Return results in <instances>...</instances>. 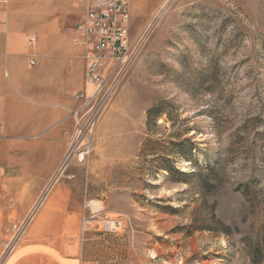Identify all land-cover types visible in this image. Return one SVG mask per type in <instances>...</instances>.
Listing matches in <instances>:
<instances>
[{
    "label": "rangeland",
    "instance_id": "rangeland-1",
    "mask_svg": "<svg viewBox=\"0 0 264 264\" xmlns=\"http://www.w3.org/2000/svg\"><path fill=\"white\" fill-rule=\"evenodd\" d=\"M83 11L0 0V79L20 92L66 82L75 98L87 86L67 30ZM128 32L134 58L100 116L75 98L50 184L27 214L0 215L3 250L39 218L84 264H264V0H130ZM104 74L108 87L118 68ZM55 186L66 209L39 215ZM106 217L122 227L99 231Z\"/></svg>",
    "mask_w": 264,
    "mask_h": 264
},
{
    "label": "crops",
    "instance_id": "crops-1",
    "mask_svg": "<svg viewBox=\"0 0 264 264\" xmlns=\"http://www.w3.org/2000/svg\"><path fill=\"white\" fill-rule=\"evenodd\" d=\"M76 56L84 66L79 49ZM0 88V198L13 201V207H0V215H25L50 184L69 146L70 113L78 101L66 82L20 92L15 80L1 77ZM68 198L69 193L53 187L38 214H58V209H66L63 200ZM7 220H0V232L9 230ZM40 225L37 218L24 238L6 251L2 238L7 235L0 234V264H84L78 255L37 233L44 230Z\"/></svg>",
    "mask_w": 264,
    "mask_h": 264
},
{
    "label": "built area",
    "instance_id": "built-area-1",
    "mask_svg": "<svg viewBox=\"0 0 264 264\" xmlns=\"http://www.w3.org/2000/svg\"><path fill=\"white\" fill-rule=\"evenodd\" d=\"M129 19L130 0H84L83 14L67 30L72 46L82 53L84 82L87 86L77 92L75 98L83 101V106L93 104L90 112L92 120L100 116L111 100L119 79L134 58V51L129 43ZM28 40L33 44L35 37L29 36ZM29 63L34 65L35 60L31 58ZM111 67H117L118 74L105 87L104 73ZM75 115L76 113L74 117ZM80 159H83V154H80ZM86 207L90 209L91 216H95L97 210H93L90 204ZM87 221L83 219V229ZM103 222L105 227L99 229L103 233H115L122 227L119 217H106ZM90 264L99 263L96 261Z\"/></svg>",
    "mask_w": 264,
    "mask_h": 264
},
{
    "label": "trees",
    "instance_id": "trees-1",
    "mask_svg": "<svg viewBox=\"0 0 264 264\" xmlns=\"http://www.w3.org/2000/svg\"><path fill=\"white\" fill-rule=\"evenodd\" d=\"M179 173H180L181 175H185L183 172H180V171H179Z\"/></svg>",
    "mask_w": 264,
    "mask_h": 264
}]
</instances>
